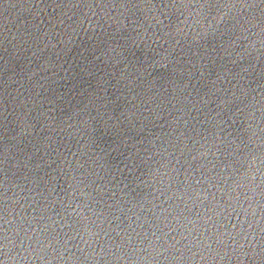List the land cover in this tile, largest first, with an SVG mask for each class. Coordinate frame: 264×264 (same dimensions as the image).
I'll return each instance as SVG.
<instances>
[{"label":"water","instance_id":"obj_1","mask_svg":"<svg viewBox=\"0 0 264 264\" xmlns=\"http://www.w3.org/2000/svg\"><path fill=\"white\" fill-rule=\"evenodd\" d=\"M0 264H264V0H0Z\"/></svg>","mask_w":264,"mask_h":264}]
</instances>
